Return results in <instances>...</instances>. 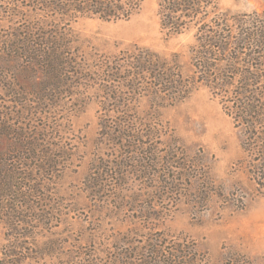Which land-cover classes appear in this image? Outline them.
<instances>
[{
  "label": "trees",
  "instance_id": "obj_1",
  "mask_svg": "<svg viewBox=\"0 0 264 264\" xmlns=\"http://www.w3.org/2000/svg\"><path fill=\"white\" fill-rule=\"evenodd\" d=\"M140 4L0 0V264H51L50 257L64 255L51 228L46 240L41 234L65 216L58 176L74 154L72 117L88 100L99 107L96 154L83 181L90 199L108 194L125 200L119 183L138 165L154 167L148 178H176L174 170L156 171L176 157L160 150L161 124L155 114L142 116L138 104L147 98L154 110L171 106L200 86L240 130L246 169L264 197V11L232 14L220 0H158L162 29L193 33L189 75L147 49L92 63L82 56L71 22L92 16L129 20ZM146 223L142 240L128 242L126 262L109 242L103 259L91 251L89 260L71 264H206L192 241L165 244L164 235Z\"/></svg>",
  "mask_w": 264,
  "mask_h": 264
},
{
  "label": "rangeland",
  "instance_id": "obj_2",
  "mask_svg": "<svg viewBox=\"0 0 264 264\" xmlns=\"http://www.w3.org/2000/svg\"><path fill=\"white\" fill-rule=\"evenodd\" d=\"M220 6L232 14L262 12L264 0H220ZM70 29L82 56L91 63L138 48L176 61L184 75L191 73L193 33L171 35L162 29L158 0H141L129 20L80 17ZM138 112L155 114L159 120V148L176 158L156 171L174 170L176 178H148L154 167L146 171L138 165L119 183L125 200H113L108 194L105 200L86 196L83 181L95 158L99 133V107L88 100L72 117L74 154L58 176L65 216L41 234L46 240L51 228L52 237L64 247V255L50 257L49 263L84 262L91 251L103 259L101 251L109 242L126 262L128 242L136 245L142 240L148 220L153 233L164 235L165 244L192 241L206 264H264V197L246 169L240 130L220 102L200 86L188 98L157 110L143 98ZM109 150L105 147V155ZM171 180L177 183L169 189ZM4 232L0 221V248Z\"/></svg>",
  "mask_w": 264,
  "mask_h": 264
}]
</instances>
